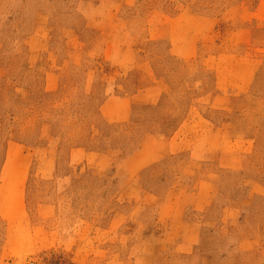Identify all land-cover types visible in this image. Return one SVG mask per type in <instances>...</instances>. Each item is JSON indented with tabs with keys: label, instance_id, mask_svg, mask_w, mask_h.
<instances>
[{
	"label": "rangeland",
	"instance_id": "374dc122",
	"mask_svg": "<svg viewBox=\"0 0 264 264\" xmlns=\"http://www.w3.org/2000/svg\"><path fill=\"white\" fill-rule=\"evenodd\" d=\"M0 264H264V0H0Z\"/></svg>",
	"mask_w": 264,
	"mask_h": 264
}]
</instances>
